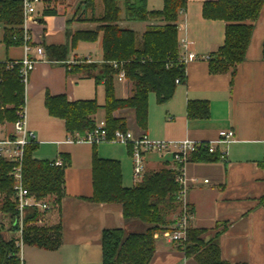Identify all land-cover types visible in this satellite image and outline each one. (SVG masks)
Wrapping results in <instances>:
<instances>
[{
    "label": "crops",
    "instance_id": "obj_1",
    "mask_svg": "<svg viewBox=\"0 0 264 264\" xmlns=\"http://www.w3.org/2000/svg\"><path fill=\"white\" fill-rule=\"evenodd\" d=\"M84 1L44 0L39 6V21L31 25L34 44L45 50L44 57L33 53L38 62L26 85L27 126L37 144L33 157L55 161L57 157L69 156L59 210L62 241L58 249L62 253L59 257L52 251L54 255L47 257L48 264H65L64 251L82 253L77 264H102L101 238L105 229L122 227L127 233H141L147 228L139 220H125L120 203L92 200L95 149L99 157L120 162L125 188L136 185L129 146L112 140L96 147L88 142H71L65 121L51 116L45 104L47 94H65L69 101L94 99L100 108L91 117L95 123L105 119L104 83L75 70L79 59L102 63V32L95 41L81 40L76 47H70L72 35L95 29L104 13L103 0H93V5ZM206 1L214 0H187L185 10L178 15L180 52L191 51L200 57L187 63L186 81L177 83L172 98L164 104H158L155 93L149 94L145 130L139 128L130 109L117 110L114 115L125 118L127 128L135 134L146 132L154 140L217 141L219 130L234 129L235 139L218 144L217 150L225 153L224 158L192 159L185 164L187 200L194 208L191 227L203 229L204 239L216 243L222 259L230 264H264V6L255 23L246 59L233 70L212 73L210 61L205 57L224 44L226 21L205 18ZM129 2L134 4L136 0H118L122 9L118 22L121 27L136 31L140 37L150 27L165 25L163 18L130 20L125 6ZM163 6L164 0H147L148 10H161ZM46 10L53 12L45 14ZM6 27L0 22V61L22 59V45L6 46ZM50 45H67V58L53 60L47 50ZM115 92L118 98L129 97L131 82L115 77ZM201 100L209 102V116L190 118L188 103ZM6 126L0 124V137L6 135ZM172 166L169 154L145 155L146 171ZM52 213L49 209L44 211L41 221L52 219ZM175 217L174 213L169 216L170 223ZM6 222L10 223L9 218L1 222L2 233L7 239L16 237ZM149 264L199 263L160 232L155 234V253Z\"/></svg>",
    "mask_w": 264,
    "mask_h": 264
},
{
    "label": "trees",
    "instance_id": "obj_2",
    "mask_svg": "<svg viewBox=\"0 0 264 264\" xmlns=\"http://www.w3.org/2000/svg\"><path fill=\"white\" fill-rule=\"evenodd\" d=\"M84 3L93 5V0ZM104 13L98 19L100 25L93 30L77 31L72 35L70 47L79 41H95L102 32L103 61L101 64L90 62L76 67V72L94 77L97 83L105 85V120L109 137L114 130H128L126 119L116 117L115 111L130 109L139 128L146 129L148 121V98L156 94L158 104L169 101L176 89L177 79L186 81V66L180 62L178 40V15L187 6V0H164L161 10H148L147 0H136L126 4V15L130 20L143 21L149 18H163L165 25L148 28L140 37L136 31L121 27V7L118 0H103ZM264 0H214L203 5V15L209 19L226 21V37L218 51L209 55L212 73L228 72L244 61L251 44L255 23L257 22ZM46 10L45 14L52 13ZM24 20L21 0H0V22L7 25L4 34L6 46L23 44L22 23ZM67 45H50L48 53L53 60H65ZM264 52V45H263ZM8 59L0 63V124L13 123L18 109L26 102V86L20 77L21 64L10 68ZM119 63L115 68L113 62ZM123 69L125 77L132 84V95L118 98L115 92V77ZM96 70V71H95ZM46 107L51 116L65 121L69 133L85 134L96 123L91 117L100 105L96 100L69 101L65 94H47ZM190 118H207L210 114L209 102L205 100L188 103ZM131 130V129H130ZM35 142L25 150L23 161V181L30 194L37 199L56 195L58 202L64 194V170L69 156L63 165L54 161L39 160L33 157ZM96 147V145H94ZM131 149V147H129ZM193 159L215 161L221 159L220 153L202 151ZM12 163L0 159V212L8 216L10 231L16 232L18 211L12 200L14 179L10 175ZM92 200L99 203H120L125 220H139L147 228L144 232L125 233L124 228L105 229L102 233V264H149L155 253V234L170 229L169 216L181 206L178 199L180 185L176 182L172 168L146 171L143 179L132 188L122 183L121 165L117 160L99 157L93 152ZM191 210L194 208L189 204ZM48 210V209H47ZM44 212L36 207H28L23 219V241L37 248L57 249L62 241L61 224L54 227L34 225ZM180 213L177 214V218ZM172 224L171 226H169ZM0 227V264H22L20 249L16 238L7 239ZM203 229L190 227L184 246L179 247L188 256H194L199 264H230L221 257L220 247L204 239Z\"/></svg>",
    "mask_w": 264,
    "mask_h": 264
},
{
    "label": "built area",
    "instance_id": "obj_3",
    "mask_svg": "<svg viewBox=\"0 0 264 264\" xmlns=\"http://www.w3.org/2000/svg\"><path fill=\"white\" fill-rule=\"evenodd\" d=\"M23 6L24 20L22 23L23 29V48L24 57L8 61V67L12 68L16 63L21 64L20 77L25 86L29 81V77L38 59L33 56V53H38L41 57L45 56V50L41 45H35L31 32V25L39 21L41 11L39 6L44 0H21ZM185 45V44H184ZM194 52L184 51L180 52V62L185 66L187 63L199 59ZM209 59V56L205 57ZM1 63V61H0ZM113 66L119 67V63L114 61ZM116 78L118 80L125 79V72L121 69ZM176 83H181V79H177ZM234 129H221L218 133L217 141H194L191 139L184 140H154L146 132L139 135L135 134L132 130H124L117 128L114 130L113 135L109 137L106 120H99L92 130L86 131L85 134L79 133L69 134L68 140L71 142H88L93 145L112 140L131 147L133 158V175L135 183L140 182L146 172L145 168V155L149 152H157L161 156L169 154L172 157L173 166L175 171L176 182L180 185V192L178 199L181 203V212L176 222L170 229L163 232V235L169 241L175 243L176 246H184L187 240L188 229L190 222L194 217V212L191 210L188 200V179L185 173V164L198 156L202 151L209 153L218 152V144L228 143L235 139ZM35 142V135L27 126V111L26 102L17 111V117L12 123V130L10 133L0 137V159L12 163V170L10 175L14 179V193L12 200L16 205L18 211L16 231V245L20 249V257L22 259V250L24 246L23 241V219L28 207H36L40 211L49 209V203L45 199H37L34 195L30 194L24 185L23 181V161L25 156L26 147ZM221 158L225 157V153H220ZM55 165H63L64 158L57 157L54 161ZM195 181V180H194ZM208 182V180H205ZM23 264V262H22Z\"/></svg>",
    "mask_w": 264,
    "mask_h": 264
},
{
    "label": "rangeland",
    "instance_id": "obj_4",
    "mask_svg": "<svg viewBox=\"0 0 264 264\" xmlns=\"http://www.w3.org/2000/svg\"><path fill=\"white\" fill-rule=\"evenodd\" d=\"M90 62H92V61H88V58L87 59L83 58V59H79L76 62V65H78V66L86 65ZM80 73H82V72H80ZM3 124H7L6 129H7V132L10 133L12 130V123L4 122ZM45 200L49 203V207H50L49 210H50V212H53L52 213L53 217H52V219L48 218V217H50V215H51L50 214L47 217L48 219L45 218V220H43V221H41V219H43V217H41L34 225H36L38 227H54V226L58 225V223H59L60 202H58L56 195H53V196L48 195L47 197H45ZM42 212H44V211H42ZM180 212H181V206L178 207L177 211L173 212V213L176 214V217H177V214H179ZM0 218H1V221H0V227H1V222L3 220L7 221L8 216H4V214H2L0 212ZM5 218H7V219H5ZM175 218L173 221H176ZM5 225L7 228L10 229L8 222H6ZM125 233H127V232L125 231ZM161 233H163V232H161ZM3 235L5 238H7L6 234H3ZM9 238H11V237H9ZM56 250H58V251H56ZM52 251H55L56 255H58L59 257L61 256L60 253H62V250H60L58 248L55 250H46V249L37 248L35 246H31L29 244H24L23 250H22V262H23V264H48V260H47L48 258L47 257L54 255V254H52ZM63 258L66 261L65 264H77L80 261V259L82 260V253L76 254V253H70V252L64 251Z\"/></svg>",
    "mask_w": 264,
    "mask_h": 264
}]
</instances>
